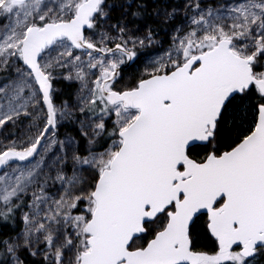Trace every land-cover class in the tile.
<instances>
[{
    "label": "snow or ice",
    "instance_id": "1",
    "mask_svg": "<svg viewBox=\"0 0 264 264\" xmlns=\"http://www.w3.org/2000/svg\"><path fill=\"white\" fill-rule=\"evenodd\" d=\"M0 264H264V0H0Z\"/></svg>",
    "mask_w": 264,
    "mask_h": 264
}]
</instances>
